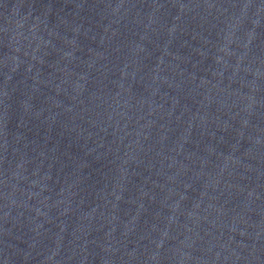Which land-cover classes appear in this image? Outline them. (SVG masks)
Segmentation results:
<instances>
[{
  "label": "water",
  "instance_id": "1",
  "mask_svg": "<svg viewBox=\"0 0 264 264\" xmlns=\"http://www.w3.org/2000/svg\"><path fill=\"white\" fill-rule=\"evenodd\" d=\"M0 264H264V0H0Z\"/></svg>",
  "mask_w": 264,
  "mask_h": 264
}]
</instances>
